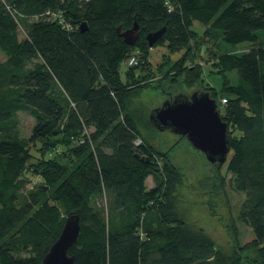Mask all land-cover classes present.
Wrapping results in <instances>:
<instances>
[{"label": "trees", "instance_id": "16d2710c", "mask_svg": "<svg viewBox=\"0 0 264 264\" xmlns=\"http://www.w3.org/2000/svg\"><path fill=\"white\" fill-rule=\"evenodd\" d=\"M195 21L204 38L248 42L239 53L214 55L223 81L219 92L209 91L226 99L218 105L232 151L225 171L244 193L239 216L264 264V0H0V264H41L72 213L80 224L67 251L75 264H238L175 216L170 192L178 169L141 134L130 109L144 87L139 70L157 44L189 52L152 87L168 98L200 81L190 48ZM135 22L139 37L129 45L116 28ZM162 27L149 46L146 35ZM138 53L122 81L120 63ZM232 71L234 81L226 75ZM25 110L34 125L21 139L15 114ZM64 154L67 162L59 161ZM24 172L41 181L19 201ZM150 175L158 179L151 187Z\"/></svg>", "mask_w": 264, "mask_h": 264}, {"label": "rangeland", "instance_id": "374dc122", "mask_svg": "<svg viewBox=\"0 0 264 264\" xmlns=\"http://www.w3.org/2000/svg\"><path fill=\"white\" fill-rule=\"evenodd\" d=\"M18 28L19 36L23 37L24 25L20 23ZM192 29L197 33L190 42V48L195 50L194 61L200 65L202 71L200 81L190 87L184 86V93L190 94L194 90H205L209 94V90L219 92L223 78L213 65L214 55L226 51L239 53L248 47V42L230 45L223 43L220 37L204 38L202 36L204 27L197 21L193 23ZM188 52V48L170 52L165 44H157L151 47L148 56L150 63L146 62L142 65L141 71L139 70L142 75L138 80L142 82L141 86L144 87L140 93L130 99V109L138 121L141 134L152 141L159 150L168 152L171 161L178 169L179 180L175 182L173 190L170 192L175 216L181 219L188 230H201L212 239L228 260L237 258L238 264H263L257 250L250 245L253 233L239 216L244 193L234 188L232 175L225 171L232 151L228 152L224 164L216 168L206 160L199 150L193 148L184 136L179 138L177 134L169 130L152 134L149 130L148 114L151 108L159 106L167 98L161 94L162 92L157 87L152 86L160 80L161 74L165 72L173 60L179 59L183 53L188 55ZM166 57L171 60L166 59ZM135 58L140 61V54L138 53ZM3 59L4 54L0 51V61ZM165 60L169 64L163 63ZM163 64L165 65L163 66ZM127 68L128 65L123 60L118 67L122 81L126 80ZM226 75L230 81H234L236 72H228ZM151 83L152 85H150ZM179 91L176 90L168 98ZM222 96L227 97V95ZM216 101L218 106V99ZM33 125L34 118L29 111H18L15 114V129L19 138L28 139ZM175 142L176 145L172 148V144ZM36 146H39V142L36 143ZM167 148H169L168 151ZM32 152L35 154L34 150ZM67 156L68 154L60 155L58 159L61 162H67ZM216 171L222 179L215 175ZM23 178L24 186L19 192V201H22L28 190L34 188L35 183L41 181L39 177L28 172H24ZM157 181L155 175H150L146 180L147 186L151 187Z\"/></svg>", "mask_w": 264, "mask_h": 264}, {"label": "water", "instance_id": "95a60500", "mask_svg": "<svg viewBox=\"0 0 264 264\" xmlns=\"http://www.w3.org/2000/svg\"><path fill=\"white\" fill-rule=\"evenodd\" d=\"M81 30L85 23H81ZM124 41L133 45L139 37L138 25L122 30L116 28ZM164 27L146 35L149 46L162 35ZM150 123L158 130L184 136L193 148L199 150L210 163L222 164L229 151L226 134L228 124L218 111L217 101L208 91L194 90L190 94L179 92L165 99L148 114ZM135 156L148 161V156L136 148ZM79 215L69 214L65 217L61 231L50 245L41 260V264H75L74 255L68 254V248L77 241L79 233Z\"/></svg>", "mask_w": 264, "mask_h": 264}, {"label": "built area", "instance_id": "2783aa9c", "mask_svg": "<svg viewBox=\"0 0 264 264\" xmlns=\"http://www.w3.org/2000/svg\"><path fill=\"white\" fill-rule=\"evenodd\" d=\"M126 63H127V65H133V64H135V63H136V58H135V56L133 55V56L129 57V58L127 59ZM225 102H226V99H225V98H221V99L219 100L220 105L223 104V103H225ZM139 143H140V139L135 140V144H136V145H138Z\"/></svg>", "mask_w": 264, "mask_h": 264}, {"label": "flooded vegetation", "instance_id": "af4514ba", "mask_svg": "<svg viewBox=\"0 0 264 264\" xmlns=\"http://www.w3.org/2000/svg\"><path fill=\"white\" fill-rule=\"evenodd\" d=\"M205 157V156H204ZM212 165H214L215 167L218 166V163H211Z\"/></svg>", "mask_w": 264, "mask_h": 264}, {"label": "bare ground", "instance_id": "6f19581e", "mask_svg": "<svg viewBox=\"0 0 264 264\" xmlns=\"http://www.w3.org/2000/svg\"><path fill=\"white\" fill-rule=\"evenodd\" d=\"M177 93H179V92H177ZM177 93H176V94H177ZM174 95H175V94H174ZM172 96H173V95H172ZM178 136H180V135H178Z\"/></svg>", "mask_w": 264, "mask_h": 264}]
</instances>
